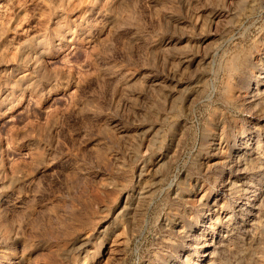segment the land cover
<instances>
[{
  "label": "rangeland",
  "instance_id": "obj_1",
  "mask_svg": "<svg viewBox=\"0 0 264 264\" xmlns=\"http://www.w3.org/2000/svg\"><path fill=\"white\" fill-rule=\"evenodd\" d=\"M212 263L264 264V0H0V264Z\"/></svg>",
  "mask_w": 264,
  "mask_h": 264
},
{
  "label": "bare ground",
  "instance_id": "obj_2",
  "mask_svg": "<svg viewBox=\"0 0 264 264\" xmlns=\"http://www.w3.org/2000/svg\"><path fill=\"white\" fill-rule=\"evenodd\" d=\"M187 61H188V60H187ZM186 83H187V82H186ZM176 85H177V84H176ZM256 90H257V92H260V93H261V91H260L261 88H260V87L257 86ZM254 91H255V90H254ZM244 142H245V141H244ZM244 191H245V190H244ZM245 192H246V191H245ZM243 195H244V193H243ZM245 196H246V195H245ZM243 198H244V197H243ZM202 199H204L203 202H205V205H207V204H208V200H206L205 198H202ZM216 200H217V199H216ZM216 202H217V201H216ZM212 203H213V202H212ZM211 205H212V204H211ZM203 206H204V205H203ZM207 206H208V207H207ZM207 206H206L207 209H211V208H209V205H207ZM212 208H213V207H212ZM217 222H218V221H217ZM216 226H217V225H216ZM221 240H222V239H221ZM221 240H220V241H221ZM216 241H217V240H216ZM216 241H215V242H216ZM220 241H219V242H220ZM211 245H212V244H211ZM213 245H214V244H213ZM213 248H214V247H213ZM215 250H217V249H215ZM215 250H214V251H215ZM217 251H218V250H217ZM215 252H216V251H215ZM213 254H214V253H213ZM212 256H213V255H212ZM213 261H214V260H213ZM216 262H217V261H216ZM212 264H213V263H212Z\"/></svg>",
  "mask_w": 264,
  "mask_h": 264
}]
</instances>
